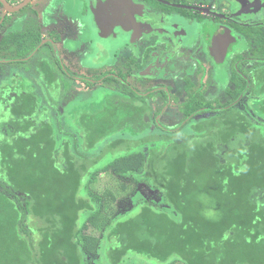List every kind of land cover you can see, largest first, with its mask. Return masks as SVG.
<instances>
[{
	"label": "trees",
	"instance_id": "obj_1",
	"mask_svg": "<svg viewBox=\"0 0 264 264\" xmlns=\"http://www.w3.org/2000/svg\"><path fill=\"white\" fill-rule=\"evenodd\" d=\"M17 13L18 30L0 13V66L32 71L42 95L18 72L0 82V264H87L99 235L104 264H264V35L241 31L249 57L231 60L219 95L197 63L167 129V93L136 79L154 47L82 75L31 5ZM78 85L108 92L81 102ZM108 171L167 210L141 201L115 219V194L94 191Z\"/></svg>",
	"mask_w": 264,
	"mask_h": 264
},
{
	"label": "rangeland",
	"instance_id": "obj_2",
	"mask_svg": "<svg viewBox=\"0 0 264 264\" xmlns=\"http://www.w3.org/2000/svg\"><path fill=\"white\" fill-rule=\"evenodd\" d=\"M12 5L19 3L21 0H9ZM8 1V2H9ZM211 2V0H209ZM241 6V12L243 14L256 12L259 2L247 4L245 0H236ZM251 2L252 0H248ZM9 2V3H10ZM226 2L218 1L216 7L220 12H229L231 15L237 14V3H231L225 5ZM212 4V3H210ZM37 12V17L41 27V35L44 39H48L52 33V38H55V34L59 36L58 47L61 51V55L64 59L65 65L74 70L78 74L87 75V69H99L108 71L114 67L119 66L120 61L125 58L126 49L132 45V41L135 35L125 34L124 27L127 22L120 24H110L109 29H103L100 24V15L98 12V6L96 0H33L31 5ZM83 10V11H82ZM4 13V8H0V13ZM5 16H11L13 20L9 25V30H18L21 24V15L18 13L7 14ZM241 17V16H240ZM263 17V16H261ZM260 17L251 15L247 18V23H257ZM244 19V18H243ZM112 23V22H111ZM210 23L209 20L207 22ZM128 28H131L132 32L139 31L140 29L137 23L132 20L128 22ZM174 26V25H173ZM127 28V29H128ZM175 33H177V27H172ZM199 28H197L198 30ZM150 29H147L149 31ZM193 34L192 29H188L179 42H182L186 38H189ZM125 49V50H123ZM194 50L195 57H204L206 61L207 70L213 71L212 81L216 88L215 95L220 94V89L226 86L227 72L226 67H218L210 57V49L198 48L196 51L190 46L182 48L175 53L171 60L164 64H159V74L168 75V78H160V76L152 75L149 78V85H163L170 88V94L176 95L177 100L171 99L170 103L163 109L162 113L158 117V121L162 127L172 129L176 127L180 116L176 112L177 102L183 101L185 94L181 93V76L183 74H191L193 65L192 57L190 53ZM57 52V50H55ZM240 55L246 53L242 49L239 50ZM80 55V56H79ZM69 63H68V62ZM6 63V62H4ZM219 68V69H217ZM16 72L20 73L25 80L35 85L38 92L42 95L40 88V82L32 73V71H24L20 68L11 66H0V82L3 79L11 77ZM145 71L143 72V74ZM143 79V76H142ZM80 89V101H87L90 98H98L108 92L105 89L95 90L92 92L90 87L84 89L81 85H78ZM65 112V111H64ZM120 137V134L113 135L107 139L101 140L91 153L98 152L105 144L110 140ZM110 161L109 158L105 159L100 167H103ZM94 191L96 193H102L104 191H111L115 194L116 200L113 205L115 219L122 218L127 214L134 211L138 203L141 201H148L157 209L167 210V208L161 202L160 194L144 184H138L136 186L131 185V179L126 176H117L112 171L101 172L95 183ZM87 216H84L85 219ZM100 241L96 252L93 255H86L85 259L87 264H104L102 263V241L103 236L99 235ZM125 264H143L134 258H129Z\"/></svg>",
	"mask_w": 264,
	"mask_h": 264
},
{
	"label": "flooded vegetation",
	"instance_id": "obj_3",
	"mask_svg": "<svg viewBox=\"0 0 264 264\" xmlns=\"http://www.w3.org/2000/svg\"><path fill=\"white\" fill-rule=\"evenodd\" d=\"M22 1L24 0H21L19 3ZM128 1L131 5H129ZM218 1L226 2L225 5H229L234 2L237 3L236 0H211V2L209 0H126L125 3L123 1L124 9L121 10L122 13L117 19H113L112 23H109L108 25L111 24L112 26V24L116 22V24L119 25L120 20H122L121 23L127 22L124 29L121 28L124 30L125 34L127 35L130 33L135 35L133 39L135 41H132V45L128 50L126 49L124 57H129L132 50H136L135 47L139 41H141L142 49L146 48L148 45L154 47V51L151 54L153 58L152 63L141 70V72L137 74L136 79L138 81H145L146 84L149 85V80L146 79L149 78V76L156 75L160 76L162 79L168 78V75L159 74V64L162 63L165 65L168 60H171L175 53L186 46H190L191 44L195 51L198 48L208 47L210 49V57L214 62H216V65H218V67H226L228 78L230 75L231 60H237L234 63V67H236L241 58L246 59L249 57L244 43L240 42L239 39L240 35H242L240 34L241 31L244 32V28H249V31L257 30L260 34L264 35V0H252L251 2L245 0L247 4L256 3L257 1L260 3L259 6H257L256 12H249L247 14H243L241 12L242 8L237 3L238 6L236 15H233V13L231 15L227 11H218V7L215 6ZM32 4L33 0H30L28 5ZM97 6L99 12L100 6L98 4ZM251 15L260 17L257 23L246 22L248 20L247 18L251 17ZM132 20L137 23L140 32H132V29L128 28L130 26V24L128 25V22ZM208 20L210 22L209 24L207 23ZM175 26L178 28L177 33H175L172 28ZM197 28L199 29L197 30ZM218 28H226L229 30L231 37L234 38V42L227 46L223 62H218L214 57L213 52V34ZM147 29L150 30L147 31ZM188 29H192L193 34L189 38L179 42V39H182ZM240 49L246 53H244V55H240ZM166 50L167 52L165 53ZM190 56L192 57L193 65L191 68L193 70L191 74H183L181 76L182 86L184 77L193 76L197 63L201 64L204 77H207L210 73L212 78L213 71L216 69L213 71L207 70L206 64H208L209 61H206L204 57H195L194 50L190 53ZM144 71L145 73L143 74ZM150 86H159L157 90H164L168 95V103H170L172 98L175 99V97H177L176 95H171L170 88L166 86ZM213 87H215V85L212 81V88ZM213 89L217 91L216 88ZM222 89H220V91ZM181 93H184L182 87Z\"/></svg>",
	"mask_w": 264,
	"mask_h": 264
},
{
	"label": "water",
	"instance_id": "obj_4",
	"mask_svg": "<svg viewBox=\"0 0 264 264\" xmlns=\"http://www.w3.org/2000/svg\"><path fill=\"white\" fill-rule=\"evenodd\" d=\"M97 4L100 6L99 15L100 23L103 29H109L108 25L113 19H117L122 13L121 10L124 9V3L126 0H96ZM124 1V3H123ZM30 0H24L19 4L11 5L6 0H0V4L4 8L3 15L14 14L26 7ZM129 2V1H128ZM129 5L131 3L129 2ZM1 23V21H0ZM213 52L214 57L218 62H223L225 58V53L227 46L234 42V38L231 37L229 30L226 28H218L213 34Z\"/></svg>",
	"mask_w": 264,
	"mask_h": 264
}]
</instances>
